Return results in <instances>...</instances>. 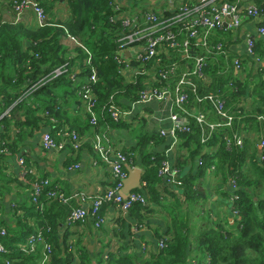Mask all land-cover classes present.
<instances>
[{
    "label": "trees",
    "instance_id": "trees-1",
    "mask_svg": "<svg viewBox=\"0 0 264 264\" xmlns=\"http://www.w3.org/2000/svg\"><path fill=\"white\" fill-rule=\"evenodd\" d=\"M36 1L48 14L63 2L70 18L63 23L53 22L55 26L35 29L24 26L22 22H0V227L6 230L5 237L0 238V241L11 250V253L0 256V264H5L7 260L10 264H40V254L27 256L16 251L17 245L24 243L34 233L35 226L29 224L32 220L39 228H51L47 237L52 243L53 264H58L56 260L59 256L70 258L71 254L79 257L80 264H90L86 252L78 249L76 252L71 251L65 241L63 246L59 244L58 231L69 214L65 212L66 206L61 202L51 201L46 197L52 187L46 188L40 197L39 202L43 204L40 214L29 197L34 177L27 173L24 180L14 178L6 173L7 167L4 164L15 156L21 155L24 158V143L36 137L46 127H53L54 135L65 124L68 129L79 134L85 133L84 130L89 127L90 137L105 127L110 130L133 129L124 121L110 118L108 100L113 96L117 105L129 110L126 104L136 99V92L143 84L124 85L114 63L113 56L118 50L115 40L119 36L121 25L115 19L112 0ZM10 4L11 0H0V11L10 10ZM256 4L261 9V17L257 22H252L264 27V0H256ZM68 35L83 45L93 58L98 78L93 86L96 100L93 114L98 121L97 127L90 125L85 114L81 118L79 110L76 113L80 117L76 115V118H72L69 115L72 101L78 100L77 89L70 75H74L76 67H80L82 71L76 77L83 82L89 69L85 64L86 52L74 45ZM216 35L219 37L216 40L212 38V45L224 44L229 33L221 30ZM251 37L255 40L254 55L248 56L247 62L243 64L246 66L245 74L242 75L244 80L234 75L233 57L224 55L208 56L202 70V75L207 78L206 82L194 79L199 96L220 95L225 101L226 109L235 116L231 131L227 130L229 135L233 132L240 134L251 131L253 135L261 132L257 117H264V37ZM225 51L232 55L231 50L225 48ZM105 57H108L107 60ZM61 66H65V73L52 77V72ZM229 82L232 87L228 86ZM247 100H250V105L247 104L246 107ZM195 102L194 96L190 94L187 104L189 109H212L208 102ZM79 103L76 102L75 106L79 107ZM210 120L221 121L214 115ZM190 127L189 133H176L179 149H185L186 152V157L179 156L174 165L180 172V185H168L158 175L165 156L153 152L150 144L162 143L164 137L144 134V139L136 146L123 151L127 154L129 166H137L143 170L141 181L144 187L141 192L136 193L147 195L145 205L135 203L131 206L128 211L130 217L141 224L146 215L151 213L149 204L161 205L163 199L171 200L164 206L170 226L163 236L165 238L161 239L164 241L163 249L151 252L147 257H139L137 253L129 254L128 249L122 246L116 253H109L104 260L98 257L96 264H264V159H259L260 150L254 140L252 147L248 145L247 138L243 148L226 149L225 142L217 139L215 134L202 144L200 127L192 120ZM11 128L16 133L12 134ZM219 143L221 147L214 162L215 155L207 154L205 148L217 150L215 147ZM200 159L203 160V165H197L196 174L192 171L184 173V167L188 163L194 165ZM210 165L216 167V177L221 180L219 184H223V181L229 183L228 179L231 178L236 179L238 217L232 224L227 220H218L212 208L203 213L193 210V205L199 201L206 202L207 197L199 188L198 181L206 176ZM13 187L17 192L23 190L26 193V203H18L15 199L9 205L3 204L5 196H12ZM111 205L114 206L107 203L101 207L99 219ZM5 206L11 207L9 216H12L14 223H5ZM20 211L23 215H18ZM198 216L204 223L195 230L193 220ZM93 219L96 220V217Z\"/></svg>",
    "mask_w": 264,
    "mask_h": 264
},
{
    "label": "built area",
    "instance_id": "built-area-1",
    "mask_svg": "<svg viewBox=\"0 0 264 264\" xmlns=\"http://www.w3.org/2000/svg\"><path fill=\"white\" fill-rule=\"evenodd\" d=\"M165 1L167 5L171 6L169 15L140 7V5H143V0H112L111 2L115 19L121 25L119 36L115 40L118 44V50L113 56L114 63L117 65L118 73L124 85L143 84L136 92V99L129 102L128 105L134 107L151 102L165 103L170 101L172 109L169 120L171 125L167 129L159 130L160 137H166L169 133L174 144L177 139V132H190V120H192L202 131V144L207 142L213 134L216 135L217 139L225 142L226 149L231 147L243 148L247 141L252 142L254 140L260 149L259 159L263 160L264 117H257L261 125L259 134L253 135L249 131L240 134L233 132L229 135L227 130L231 131L236 119L235 116L231 115L226 109L225 101L220 95L207 94L199 96L197 94L198 85L194 81V79H200L202 82H206L207 78L202 75V70L209 55L232 56L234 75L237 78H243L242 75L245 74L246 67L244 65L248 56L254 55L255 40L251 36H246V53L242 56L230 55L229 52L225 51V48L230 51L232 46L237 44L239 30L252 21L257 22L261 17V9L256 4V0H198L197 4H191L185 0ZM10 10L12 14L9 12L8 14L13 17L11 22H21V16L30 10L33 13L37 28L55 26L36 0H11ZM3 11L6 12L7 10ZM221 30L229 32L230 36H228L226 42H223L224 44L215 43L212 45L211 40L214 34ZM256 36L259 38L264 37L263 26H256ZM68 39L77 47L82 48L87 55L85 64L89 69V73L86 75L85 81L81 82L76 77L82 71L80 67H76L75 74H71L70 79L77 89L76 95L81 104L82 113L88 116L92 127H97L98 121L93 114L96 101L93 86L97 83L98 78L96 69L93 66V58L91 53L75 38L68 35ZM197 47H200L203 51L202 54H193V48ZM126 53L128 56H126ZM173 54L185 62L182 67L178 62L172 60ZM107 58L105 57L106 60ZM256 61L258 60L256 59ZM134 63L137 65H133ZM188 63L192 66H189ZM65 71V66L56 68L52 72V77L61 76ZM228 86L232 87V83L229 82ZM190 94L194 96L195 104L208 102L212 109L204 111L189 109L187 104ZM108 106V113L112 120L124 121V123L129 124L131 112L117 105L113 96L109 98ZM213 115L221 121L210 120ZM51 121L55 123V120L51 119ZM68 128L67 126L60 128L55 135L52 131L44 132L40 137L41 150L43 152H61L66 148L74 152L82 150L87 138ZM109 131L110 129L105 127L104 130L97 132L89 139L92 152L99 158V161H95L94 164L97 165L101 162L108 167L114 180L113 186L104 193L93 197L85 196L82 193L76 194L74 197L78 206L76 209L71 210L66 220L68 226L75 225L90 217H96L94 223L96 227H99L103 223V219L98 218V213L101 207L107 203L118 206L121 213H127L135 203L141 205L147 203L146 194L132 192L127 198L119 195L123 187V181L128 175L126 168L129 166L128 158L123 150L112 146ZM220 147L221 144L219 143L215 148L219 150ZM211 151V148H205L207 154ZM164 156L165 160L161 162L158 175L168 185H180L178 181L180 172L173 164L168 162L165 154ZM202 163V159L197 161L198 166H201ZM18 165L23 169L19 177L21 180L25 179L27 173L34 177L29 197L31 203L37 206L40 214H42L43 204L39 200L46 188L52 187L46 193L49 200L66 202L63 193L51 186L49 179H39L31 170L26 168L25 159L21 156L18 158ZM141 171L143 172L142 169ZM203 180L215 182L216 186L221 182L220 178L216 177V167L214 165L209 166ZM228 182L233 193L228 197L227 202L232 221H234L238 217L236 210L238 201L236 191L238 187L235 178L228 179ZM142 186L144 187L143 182ZM208 211H210V206ZM18 215L23 214L19 212ZM34 226V233L29 235L24 243L17 245L16 251L27 256L40 254V264H53L51 259L52 243L49 241V236L47 237L51 228H39L35 224ZM5 235L6 230L0 227V238L5 237ZM163 242V240H160L157 243V250L163 249ZM68 246H70L71 251L76 252L72 245L68 244ZM10 251L0 241V256ZM5 264H10V262L7 260Z\"/></svg>",
    "mask_w": 264,
    "mask_h": 264
},
{
    "label": "crops",
    "instance_id": "crops-1",
    "mask_svg": "<svg viewBox=\"0 0 264 264\" xmlns=\"http://www.w3.org/2000/svg\"><path fill=\"white\" fill-rule=\"evenodd\" d=\"M185 1L191 4L198 3V0ZM62 3L63 2L50 11V14H48L50 21L63 23L70 18L65 3ZM140 7L155 12H162L164 15H169V11L171 10V6L167 5L165 0H143V5H140ZM8 12L12 14L11 10L0 12V22H8L12 20L13 17L8 14ZM21 18V22L24 26L31 29L37 28L33 13L30 10L26 11ZM252 35H256V25L254 22L247 24L243 29L239 30L237 44L231 48L233 56L245 55L246 36ZM218 37L219 36L214 34L213 39L216 40ZM193 49V54H201L202 50L200 47ZM172 56V60L178 62L182 67L185 62L174 54ZM190 63H188V65L192 66ZM133 65L137 64L134 63ZM76 102L78 103L79 101H72V105L69 108V115L72 116V118H76L80 114L82 118L83 113L81 104L79 103V107H77L75 106ZM247 104L250 105V100L246 101V107ZM128 108L131 112L129 116V124L133 129H114L109 131L112 146L123 151L136 146L140 140L144 139V134L161 138L159 136V130L167 129L171 125L169 120L172 109L170 101H166L165 103L151 102L134 107L128 105ZM77 110H79V114L76 113ZM7 111L9 112V110ZM140 122L142 123V126ZM65 126L68 127L66 124ZM53 129V127H46V129L41 130L36 137L28 139L22 148V155L24 156L25 165L28 170H31L39 179L46 177L49 179L51 186L63 193L66 202L62 204L66 206L65 212L70 214L71 210L76 209L78 206L74 197L76 194L82 193L88 197L102 194L113 186L114 180L110 170L105 164L101 162L97 165L94 164L95 161H99V158L93 154L90 146V136L88 134V132H90L89 127L84 130L85 133L81 132L80 134L87 138L82 150L74 152L73 150L66 148L61 152H43L40 148V137L44 132H53ZM11 133H16V130H12L11 128ZM164 138L165 140L162 143H158L157 145L154 143L150 144L152 151L163 155L165 154L168 162L175 165L176 159L179 156L186 157L185 149L180 150L178 147V139H176V142L173 144L171 137L169 145L167 146L168 141L166 137ZM255 143L249 142L248 145L252 147ZM255 145L257 146V149H259L257 143ZM218 153V150H214L208 154L212 156L215 155L214 160H216ZM20 156L21 155L12 157L4 164L7 167L6 173L12 175L14 178L17 177V179L23 172V169L18 165V158ZM189 171L196 174L198 172L197 163L194 165L188 163L184 167V173ZM198 183L199 188L204 191L207 198L205 203L201 202L204 204V208L201 207L202 205L199 201L193 205V210L198 212L199 208V213H203L204 211H207L210 206V209L212 208L215 211L214 216L218 220H227L230 222L229 224H232V216L230 214L227 200L228 197L232 195L233 190L229 183H224L223 181V184H218L216 186L215 182L210 180L204 181L203 178H200ZM20 191L17 192L13 187L11 193L12 196L10 198L5 196L3 198V204L9 205V202H14L15 199H17L16 201L18 203H26V193H24L23 190ZM177 196L180 197L178 193ZM170 202L171 200L166 198L163 199L161 205L149 204L148 206L151 213L146 215V218L141 224H139L136 219L131 218L128 212L121 213L119 207L115 205L109 206L104 211L101 216L103 223L99 227L95 226L94 219L91 217L72 226H68L66 221H64V224L60 226L58 231V237L60 239L59 244L60 246H63V242L65 241V245H72L74 250L77 251L78 249L86 252L89 256L90 264H96L98 257L103 260L106 259L109 253H116L122 246L126 247L128 253L131 255L137 253L139 257H147L151 252L157 251V243L165 238L163 236L168 232V226L170 225L165 214L164 206ZM10 209L11 207L8 208V206H5V214H7L5 216V223L7 224L8 222L14 223L12 216H9ZM193 222L195 230L204 223L200 220L199 216L197 219H194ZM29 224L34 225L35 223L32 220ZM71 255L70 258H66L64 255L59 256L56 263L80 264L79 257H76L73 254Z\"/></svg>",
    "mask_w": 264,
    "mask_h": 264
},
{
    "label": "water",
    "instance_id": "water-1",
    "mask_svg": "<svg viewBox=\"0 0 264 264\" xmlns=\"http://www.w3.org/2000/svg\"><path fill=\"white\" fill-rule=\"evenodd\" d=\"M126 56H128V54L126 53ZM166 139L168 141L167 146L169 145L170 142V135L169 133L166 135ZM127 178L123 181V187L119 192V195L123 198H127L129 196V194H131L132 192H136L142 191V182H141V178H142V171L140 168L135 167L132 168L131 166H127Z\"/></svg>",
    "mask_w": 264,
    "mask_h": 264
},
{
    "label": "rangeland",
    "instance_id": "rangeland-1",
    "mask_svg": "<svg viewBox=\"0 0 264 264\" xmlns=\"http://www.w3.org/2000/svg\"><path fill=\"white\" fill-rule=\"evenodd\" d=\"M58 11H60V10H58ZM46 13H47V12H46ZM47 14H48V13H47ZM86 118L88 119V116H87ZM201 205H202L201 207H203L204 204L201 203ZM199 211H200V210H199V208H198V212H199ZM9 253H11V252H9Z\"/></svg>",
    "mask_w": 264,
    "mask_h": 264
},
{
    "label": "bare ground",
    "instance_id": "bare-ground-1",
    "mask_svg": "<svg viewBox=\"0 0 264 264\" xmlns=\"http://www.w3.org/2000/svg\"><path fill=\"white\" fill-rule=\"evenodd\" d=\"M189 133V132H188Z\"/></svg>",
    "mask_w": 264,
    "mask_h": 264
}]
</instances>
